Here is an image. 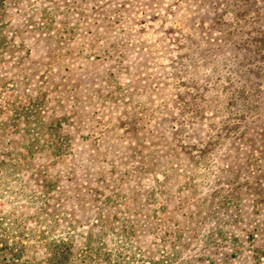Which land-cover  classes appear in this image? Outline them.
Listing matches in <instances>:
<instances>
[{
    "label": "rangeland",
    "instance_id": "rangeland-1",
    "mask_svg": "<svg viewBox=\"0 0 264 264\" xmlns=\"http://www.w3.org/2000/svg\"><path fill=\"white\" fill-rule=\"evenodd\" d=\"M262 41L264 0H0V243L264 264V132L198 158L223 121L257 119Z\"/></svg>",
    "mask_w": 264,
    "mask_h": 264
},
{
    "label": "trees",
    "instance_id": "trees-1",
    "mask_svg": "<svg viewBox=\"0 0 264 264\" xmlns=\"http://www.w3.org/2000/svg\"><path fill=\"white\" fill-rule=\"evenodd\" d=\"M5 2V1H4ZM219 3H217L216 5H218ZM5 7V6H3ZM5 13V12H4ZM262 44L264 45V42L262 41ZM262 48V47H261ZM261 48H258V50ZM262 52H264V48H262L261 50ZM229 82V81H228ZM51 83V82H50ZM231 83V81L229 82ZM237 91H234L233 94L237 95L236 97H240L241 95L244 94L245 91H239V89H235ZM229 93V90L226 91V94ZM259 93H260V89L259 87H257V107H254L253 110L257 111V119L255 117H250L249 120H246V116L249 114V110L247 111L248 113H246V111H244V117H239L238 119L235 118L237 120V122H241L240 118H242V122H244L245 124H248L245 128L246 130L243 131L242 135H237L239 127H237L236 125H232L231 123L225 122L223 121L221 124V129H217L214 128L215 130V135L211 138V140L207 143L206 147L204 150H200L198 153L200 154V156L198 157L201 161H206V159H211L213 162H215V156L217 158L216 152L218 150H220V148H223L224 145L226 144V138L229 139L228 134L235 132L234 134H236V138L239 142H241L242 145H246L247 143H251L253 144V141H247V136L250 132L256 133V128L257 131H261L264 132V103H262L261 99L259 98ZM232 94V95H233ZM224 95L221 94L217 97V103H219V106L221 105L220 110H218L216 108V110L218 112L222 113V110H224V106L225 104L221 102L222 97ZM180 100V104L179 107L181 108V110H186L187 108H190V103L187 101V97L185 99H183L181 96H178ZM242 98V97H241ZM233 102V101H232ZM231 109L227 108L225 114L227 113H231L230 110H233L234 108V103L231 104ZM179 109V108H178ZM235 115L234 116H239V110L235 111ZM252 113V112H251ZM254 121H257V127H255V123ZM58 123V126L60 123L59 119L58 120H53L51 122L52 126H56V124ZM177 137V140H175L177 143H181L180 141H178L179 135L180 133H176L175 134ZM257 136H260L263 140H264V134L260 135L258 132L256 134ZM226 137V138H225ZM262 143H264L263 141H258L257 140V146L258 148H263ZM184 143H181V146H177V148H180L182 150V154L186 155V156H191L190 153L187 152L188 148L183 147ZM169 145V143H168ZM193 149V148H192ZM231 150L227 151V161H229L232 158H236V156H232L230 155ZM257 151V150H256ZM254 152H249L247 153V151L245 152V156L247 157V160H250V158L252 157V154ZM260 153V152H258ZM146 159V157H145ZM193 158H190V161ZM222 159V157L220 158ZM246 160V161H247ZM1 241V240H0ZM5 242V241H4ZM46 249L45 255L43 258L41 259H36L35 257H29L27 255V250L28 248L26 246L23 245H19V246H10L8 243L5 242L4 243H0V264H77V260H78V256L76 254V250L74 249L73 245L67 242H52L50 244L46 243L45 245H43Z\"/></svg>",
    "mask_w": 264,
    "mask_h": 264
}]
</instances>
